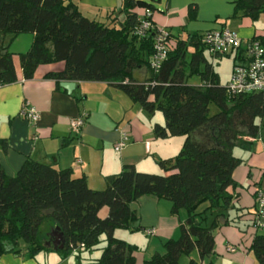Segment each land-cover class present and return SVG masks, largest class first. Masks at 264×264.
<instances>
[{"label":"trees","instance_id":"1","mask_svg":"<svg viewBox=\"0 0 264 264\" xmlns=\"http://www.w3.org/2000/svg\"><path fill=\"white\" fill-rule=\"evenodd\" d=\"M233 4V15L252 20L264 12V0ZM156 8L153 0H121V9L128 12L123 25L117 26L115 18L106 23L84 15L71 0H0V86L18 79L9 41L31 33L30 46L17 54L24 78L33 77L39 65L61 62L62 69L45 75L57 85L64 80L109 82L149 114L161 112L164 123L154 124L156 137H184L176 155L157 160L163 173L126 164L105 177L103 189H92L86 176L74 175L70 167L29 157L14 175L0 164V253H20V242L26 244L28 256L49 249L45 231L55 226L64 237L63 248L57 249L63 256L100 249L94 264H179L181 254L197 250L204 258L214 253V230L231 207L232 173L240 164L233 149L252 148L264 129V91L228 93L204 55L206 31L185 37L170 33L166 59L157 71L149 67L158 29L152 20ZM196 15V5L189 4L188 18ZM142 17L152 27L138 35L133 29ZM248 40L264 47V34ZM242 45L218 55H233L234 64L244 51ZM140 68L148 69L144 80L134 77ZM193 75L199 76V84L188 82ZM210 104L217 108L214 113ZM0 147L7 149V140L0 138ZM142 195L167 199L172 214L184 210L186 216L179 236L163 242L162 253L137 262L138 247L114 231L141 229L132 225L138 216L130 204ZM204 202L207 206L198 210ZM207 211L210 225L203 222ZM101 241L104 245L98 247ZM250 250L258 264H264V234L253 235ZM188 264L201 263L190 258Z\"/></svg>","mask_w":264,"mask_h":264},{"label":"crops","instance_id":"2","mask_svg":"<svg viewBox=\"0 0 264 264\" xmlns=\"http://www.w3.org/2000/svg\"><path fill=\"white\" fill-rule=\"evenodd\" d=\"M71 1L84 15L106 23L115 18L117 26L123 25L128 12L121 9V0ZM231 2L233 4V0ZM192 3L196 5L198 15L199 6L194 2L188 5ZM186 4L167 0L165 6L168 16L155 15L154 19L152 17L153 22L156 25L164 24L170 30V26L179 23L180 18L184 22L197 19V15L194 19L188 18ZM171 12L175 15L172 16ZM231 25L243 42L254 35L264 34V16L261 14L256 21L246 16L231 21ZM220 26L227 27L225 22L219 25L214 22L204 29L196 26L198 28L188 33L205 32ZM176 35L183 37L179 33ZM32 38L31 33H20L9 41L18 79L0 86V138L8 142L7 149L0 147V164L8 175H14L29 157L53 163L58 168L70 167L74 175H85L92 189H103L105 177L120 172L126 164L133 165L139 171L157 172L159 158L177 154L183 136L158 138L153 132L155 123H164L161 112L149 114L109 82L75 81V88L67 92L53 78L45 76L50 71L62 69L61 62L39 65L33 77L24 78L17 54L27 50ZM148 61L151 67V55ZM148 75L146 68L137 69L134 73L138 80H144ZM25 101L39 111L38 121L33 123L20 115ZM84 113L85 122L79 134H76L71 130L70 119ZM121 129L129 133V139L120 151H116L114 143ZM233 153L240 159V164L232 173L235 181V186L229 188L233 196L232 204L225 210V215L215 229L214 253L201 258L194 250L191 258L201 264H258L250 244L255 233L264 234V223L255 225V195L258 189H264V131L253 139L252 148L233 149ZM130 206L138 216L132 225L140 226V231L148 237L157 236L143 245L131 237L118 235L138 247L134 256L139 262L148 257L145 252H150L147 251L150 245L153 244L159 252L165 240L178 235V227L180 229L186 213L179 210L177 214H172L171 202L154 195H142L132 201ZM147 228L154 229V233L147 234ZM51 230L45 231L49 236L47 241L51 239ZM229 246H234L235 250H228ZM20 247L22 250L18 254L0 253V264H83V260L88 258L93 259L91 264H94V260L99 257L98 250L89 255L81 252L79 257L75 253L63 256L52 245L46 246L49 249L28 256L24 252L26 244L20 242Z\"/></svg>","mask_w":264,"mask_h":264},{"label":"built area","instance_id":"3","mask_svg":"<svg viewBox=\"0 0 264 264\" xmlns=\"http://www.w3.org/2000/svg\"><path fill=\"white\" fill-rule=\"evenodd\" d=\"M152 27V23L147 18H140L133 31L142 35ZM170 32L167 29L159 28L153 38V51L151 53V67L157 71L162 62L166 59L169 50ZM203 42L208 51L212 54H224L236 50L243 44L242 55L235 60L229 80L225 87L229 94L247 93L253 91H264V47L258 40H245L239 38L238 34L227 28H215L205 32ZM20 115L30 122L38 121L40 114L35 106L25 101L20 109ZM86 114H81L70 119V127L73 132L79 134L80 128L85 122ZM129 133L121 129L119 138L114 143V149L120 151L128 142ZM80 161V160H78ZM256 202V226L264 223V189H258L255 195ZM147 234H153L154 229H145ZM228 250H235L234 246H229Z\"/></svg>","mask_w":264,"mask_h":264},{"label":"rangeland","instance_id":"4","mask_svg":"<svg viewBox=\"0 0 264 264\" xmlns=\"http://www.w3.org/2000/svg\"><path fill=\"white\" fill-rule=\"evenodd\" d=\"M166 1L167 0H153L154 4L156 5V9L153 11L152 17L154 19L155 15H159V16H165L167 17V11L168 9H166ZM180 3H187L186 5H188V3L194 2L197 3L199 6V12L197 15V19L195 20H190L188 22H184V20L182 18L179 19V23L177 24H172V26H170V30L164 26V24H158L157 26L159 28H164L167 29L170 33L172 34H181L183 35V37L186 36V34L190 31L195 30L196 28H202L204 29L205 27H209V25H211L212 23H217L218 25L221 23H224L227 25L228 28H230L232 30V25H231V21H235V20H239L243 17V15H233V4H232V0H177ZM171 15H175V13L171 12ZM261 15L264 16V12L261 13ZM260 16V15H259ZM250 18V17H249ZM259 18V17H258ZM258 18L256 20H258ZM250 20H252L250 18ZM256 20H252V21H256ZM200 25V26H199ZM198 26V27H196ZM173 39V37H172ZM23 52V51H22ZM205 57L208 59V61L212 64L213 69L215 72H217L218 77H219V81L222 85H226L227 81L229 80L230 77V73H231V69H232V65H233V55H218V54H212L210 53L208 50H205L204 52ZM58 63V62H57ZM52 64H56V63H52ZM188 82L192 83V84H199L200 83V78L198 75H193L190 76L188 78ZM216 106L214 104H210V113H214L216 111ZM159 112V111H158ZM262 131H264V129H262ZM184 140V137H182ZM242 147L240 146H236L234 147V149H240ZM243 149V148H242ZM180 150V148L177 150L176 153H178ZM159 170L157 172L154 173H163V169L160 168V166L158 167ZM205 206H207V202L201 203L198 206V210H202L205 208ZM204 224H211L212 221V217L209 211L206 212V214H204ZM207 215V218H206ZM186 216V214H185ZM184 216V217H185ZM180 233V229L178 227V235L176 237L173 238H177L179 236ZM217 231L214 230V234H216ZM119 234L122 235H126L127 237H131L132 239H134V241H137V243L139 242L140 244H147V241H149L150 239L156 238L157 236H151L148 237L147 235H144L143 232L140 231V229H134L131 230L129 228H117L114 231V235L116 237ZM103 237V235H102ZM122 239V238H121ZM158 240V239H155ZM104 245V242L101 241L98 244V247H101ZM145 248V247H144ZM96 250H98V255H100V250L99 249H93L90 251H83L82 254H87L89 255V253H93L96 252ZM150 252H145L146 257L151 256L153 253L158 252V250H155L153 244L150 245V247L147 249V251ZM164 251V247L161 246L159 253H162ZM194 256V251H192L190 254H181L180 258H179V264H188L189 259ZM147 257V258H148ZM93 262V259H87L86 261L83 260V264H91Z\"/></svg>","mask_w":264,"mask_h":264},{"label":"water","instance_id":"5","mask_svg":"<svg viewBox=\"0 0 264 264\" xmlns=\"http://www.w3.org/2000/svg\"><path fill=\"white\" fill-rule=\"evenodd\" d=\"M60 86L64 89L67 90V92H71L75 86H76V82L75 81H69V80H64L60 82ZM50 236H51V240L50 241H46L45 245L46 246H50L52 245V247L54 249H61L64 246V237L62 232L60 231L58 226H55L52 228L51 232H50Z\"/></svg>","mask_w":264,"mask_h":264},{"label":"flooded vegetation","instance_id":"6","mask_svg":"<svg viewBox=\"0 0 264 264\" xmlns=\"http://www.w3.org/2000/svg\"><path fill=\"white\" fill-rule=\"evenodd\" d=\"M51 240H53V239H51Z\"/></svg>","mask_w":264,"mask_h":264}]
</instances>
